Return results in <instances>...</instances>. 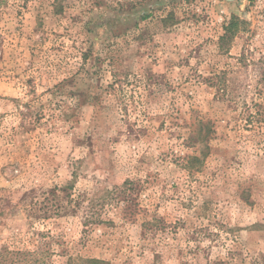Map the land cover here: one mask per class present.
Here are the masks:
<instances>
[{
  "label": "rangeland",
  "instance_id": "374dc122",
  "mask_svg": "<svg viewBox=\"0 0 264 264\" xmlns=\"http://www.w3.org/2000/svg\"><path fill=\"white\" fill-rule=\"evenodd\" d=\"M7 251L264 264V0H0Z\"/></svg>",
  "mask_w": 264,
  "mask_h": 264
},
{
  "label": "trees",
  "instance_id": "16d2710c",
  "mask_svg": "<svg viewBox=\"0 0 264 264\" xmlns=\"http://www.w3.org/2000/svg\"><path fill=\"white\" fill-rule=\"evenodd\" d=\"M14 255L17 257V256L22 255V254L19 252L14 253V252L7 251V257L9 256L10 259H12L11 262L13 264H16L17 260H16V257L14 258ZM4 261H5V257L0 255V264L4 263ZM83 261H84V264H108L107 261L101 260V259H96V258L83 259Z\"/></svg>",
  "mask_w": 264,
  "mask_h": 264
}]
</instances>
